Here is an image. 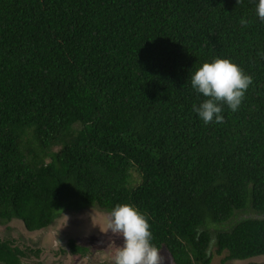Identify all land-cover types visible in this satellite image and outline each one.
Segmentation results:
<instances>
[{
    "label": "trees",
    "instance_id": "1",
    "mask_svg": "<svg viewBox=\"0 0 264 264\" xmlns=\"http://www.w3.org/2000/svg\"><path fill=\"white\" fill-rule=\"evenodd\" d=\"M217 57L252 83L237 111L205 124L189 78ZM121 203L174 264L264 256L255 0H0V224L37 232L66 209ZM27 251L0 238V264Z\"/></svg>",
    "mask_w": 264,
    "mask_h": 264
},
{
    "label": "clouds",
    "instance_id": "2",
    "mask_svg": "<svg viewBox=\"0 0 264 264\" xmlns=\"http://www.w3.org/2000/svg\"><path fill=\"white\" fill-rule=\"evenodd\" d=\"M255 16L264 22V0H255ZM239 23L245 26L248 21L240 19ZM189 82L195 93L205 97L198 105L194 104L192 110L207 124L223 122L222 105L233 112L238 110L252 78L230 59L217 57L196 67ZM106 231L122 238L120 245L112 242V264H163L161 248L151 242L148 218L134 205L113 206L107 212Z\"/></svg>",
    "mask_w": 264,
    "mask_h": 264
},
{
    "label": "rangeland",
    "instance_id": "3",
    "mask_svg": "<svg viewBox=\"0 0 264 264\" xmlns=\"http://www.w3.org/2000/svg\"><path fill=\"white\" fill-rule=\"evenodd\" d=\"M72 210H64L55 222L41 232L25 233V229L18 221L8 225L0 224V238H11L17 241V246H24L33 252L27 251V258H23V264H101L103 261H111V254L115 245L122 243V238L112 234L107 229V213L97 208L84 206ZM33 234V235H32ZM98 235L99 241L97 237ZM72 237V238H71ZM93 237V238H90ZM69 238L78 240L81 244H90L91 253L81 260V257H73L67 253L66 240ZM28 239V240H27ZM23 242V243H22ZM31 247V248H29ZM43 248L42 253H36L38 248ZM214 250V249H213ZM45 251V253H43ZM64 251V252H62ZM163 264H174L170 254L163 249ZM222 255H214L211 264H222ZM252 262L264 264V256L258 257ZM112 262V261H111ZM250 261H230V264H248ZM226 263V264H228Z\"/></svg>",
    "mask_w": 264,
    "mask_h": 264
},
{
    "label": "flooded vegetation",
    "instance_id": "4",
    "mask_svg": "<svg viewBox=\"0 0 264 264\" xmlns=\"http://www.w3.org/2000/svg\"><path fill=\"white\" fill-rule=\"evenodd\" d=\"M57 218H58V217H57ZM57 218H56V219H57ZM54 222H55V221H54ZM54 222H53V223H54ZM53 223H52V224H53ZM52 224H51V225H52ZM51 225H50V226H51ZM50 226H49V227H50ZM49 227H48V228H49ZM48 228H45V229H48ZM45 229H44V230H45ZM25 233H30V232L27 231V230H25ZM32 235H33V234H32ZM94 237H97V238H98V241H99V237H98V235H96V236H94ZM71 238H72V237H71ZM71 238H69L68 240H66L67 248H68L69 242L72 240V241H74L76 244H78V245H80V246H84V247L87 249L86 252L91 253V250H92V249L90 248V247H91L90 244H89V245H88V244L84 245V244L79 243L78 240L71 239ZM90 238H93V237H90ZM27 240H28V239H27ZM22 243H23V242H22ZM88 246H90V247H88ZM22 248H23V250L25 251L26 248H25L24 246H22ZM29 248H31V247H29ZM31 249H32V248H31ZM31 249H29V250H30L31 252H33ZM38 249H39V251H36V253H42L43 248L41 247V248H38ZM26 251H27V250H26ZM62 252H64V251H62ZM43 253H45V251H44ZM67 253H71V250H70L69 248H68V250H67ZM78 256H80V255H78ZM73 257H76V256L73 255L72 258H73ZM84 258H86V257H84ZM82 259H83V257H81V260H82ZM104 263H106V264H112L111 261H105V262L103 261V263H101V264H104Z\"/></svg>",
    "mask_w": 264,
    "mask_h": 264
}]
</instances>
